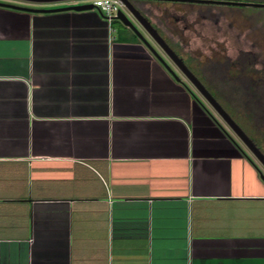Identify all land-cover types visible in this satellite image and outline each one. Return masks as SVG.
I'll return each mask as SVG.
<instances>
[{"label":"crops","instance_id":"crops-1","mask_svg":"<svg viewBox=\"0 0 264 264\" xmlns=\"http://www.w3.org/2000/svg\"><path fill=\"white\" fill-rule=\"evenodd\" d=\"M2 4L79 3L0 0V264H264L263 166L138 23Z\"/></svg>","mask_w":264,"mask_h":264},{"label":"rangeland","instance_id":"rangeland-1","mask_svg":"<svg viewBox=\"0 0 264 264\" xmlns=\"http://www.w3.org/2000/svg\"><path fill=\"white\" fill-rule=\"evenodd\" d=\"M64 2L86 4L93 0ZM136 5L151 14L153 24L162 31L167 42L194 69L193 58L200 63L208 59L235 60L242 52L252 54L241 57L242 62L245 59L256 62L258 69L264 67V29L261 28L264 14L260 24L253 25L249 17L255 12L248 9L232 12L233 8L227 6L209 7V4L161 0H140ZM196 76L208 87L200 74Z\"/></svg>","mask_w":264,"mask_h":264},{"label":"trees","instance_id":"trees-1","mask_svg":"<svg viewBox=\"0 0 264 264\" xmlns=\"http://www.w3.org/2000/svg\"><path fill=\"white\" fill-rule=\"evenodd\" d=\"M139 1L132 0L134 5L142 12L136 5ZM229 1L264 3V0ZM208 6L221 7V5ZM227 7L233 8L232 12L247 9L254 11L255 14L249 17L253 25L260 24V18L264 14V9L259 8ZM261 28L264 29V22ZM247 53L242 52L241 56L235 60L229 58L225 61L208 59L204 63H200L193 58L196 66L192 71L198 75L200 74V77L207 82L208 87L206 86V88L264 153V67L258 69L256 68V62L246 61L245 59L242 62L241 57L252 56L251 53Z\"/></svg>","mask_w":264,"mask_h":264},{"label":"water","instance_id":"water-1","mask_svg":"<svg viewBox=\"0 0 264 264\" xmlns=\"http://www.w3.org/2000/svg\"><path fill=\"white\" fill-rule=\"evenodd\" d=\"M35 3H51L60 1H70V0H21ZM123 3L124 9L120 10L114 20L120 21L125 26L132 29L136 35L142 39L147 45H149L146 39L143 37L139 29L136 27L133 19L151 36L154 42L163 50L171 62L179 69V71L188 79V81L195 87V89L202 95V97L209 103V105L217 112V114L223 119V121L229 126V128L234 132V134L241 140V142L247 147V149L253 154V156L259 161V163L264 168V153L257 147L249 135L242 129V127L231 117V115L223 108V106L218 102V100L211 94V92L206 88V86L201 82V80L189 69L185 64L183 59L170 47V45L165 41V39L159 34L157 29L152 25L151 21L143 15V13L134 5L132 0H119ZM170 2H192L201 3L209 5H221V6H236V7H246V8H259L264 9V3L260 2H246V1H229V0H161ZM13 8H19L27 11H63V10H73V11H85L94 9L93 4H79L69 7H63L52 10H35L30 8H20L13 5H6ZM133 18V19H132ZM151 47V46H150ZM155 55L157 53L154 51ZM158 56V55H157ZM262 179L264 180V175L262 174Z\"/></svg>","mask_w":264,"mask_h":264},{"label":"built area","instance_id":"built-area-1","mask_svg":"<svg viewBox=\"0 0 264 264\" xmlns=\"http://www.w3.org/2000/svg\"><path fill=\"white\" fill-rule=\"evenodd\" d=\"M86 4H93L108 20H113L118 12L125 8L119 0H93V2Z\"/></svg>","mask_w":264,"mask_h":264}]
</instances>
